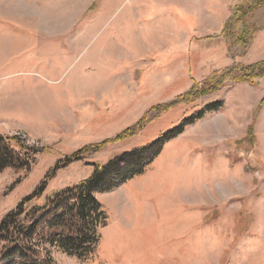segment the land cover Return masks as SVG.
<instances>
[{
	"label": "rangeland",
	"instance_id": "rangeland-1",
	"mask_svg": "<svg viewBox=\"0 0 264 264\" xmlns=\"http://www.w3.org/2000/svg\"><path fill=\"white\" fill-rule=\"evenodd\" d=\"M256 1L244 19L256 33L231 51L224 25ZM262 63L264 0H0V134L37 149L28 171L0 172V222L64 157L148 118L137 136L59 169L37 204L202 111L142 175L97 195L108 225L93 256L53 249V259L264 264V77L250 85L232 73L197 102L151 111L216 73Z\"/></svg>",
	"mask_w": 264,
	"mask_h": 264
},
{
	"label": "trees",
	"instance_id": "trees-1",
	"mask_svg": "<svg viewBox=\"0 0 264 264\" xmlns=\"http://www.w3.org/2000/svg\"><path fill=\"white\" fill-rule=\"evenodd\" d=\"M261 6L262 3L252 2L238 7L226 21L222 35L226 37L231 51L251 42L256 28L247 26L244 19L248 15L252 18ZM244 23L243 31L239 32V26ZM263 68L264 63L256 67L228 68L212 75L201 85L195 84L189 92L172 103L158 105L151 111L162 114L178 105L197 102L203 96L215 93L232 78V73L238 76L236 82L255 85L257 78L264 77ZM203 115L200 111L194 118L185 120L179 127L162 135L150 145L121 153L105 164H93V173L89 178L54 191L42 203L37 204L59 169L81 160L91 150L99 151L111 142L137 136L145 127L148 118L144 117L137 125L114 139L85 147L58 161L42 185L24 198L0 222V264H56L52 256L53 249L83 260L93 256L101 241L99 230L108 225V215L97 195L110 192L135 176L142 175L167 142L178 137L186 126L194 119H201ZM36 153L37 149L25 147L17 137L0 134V172L8 168L28 171L35 163Z\"/></svg>",
	"mask_w": 264,
	"mask_h": 264
}]
</instances>
